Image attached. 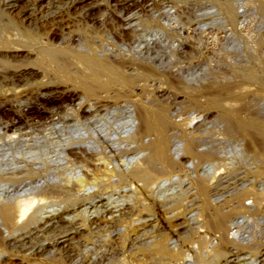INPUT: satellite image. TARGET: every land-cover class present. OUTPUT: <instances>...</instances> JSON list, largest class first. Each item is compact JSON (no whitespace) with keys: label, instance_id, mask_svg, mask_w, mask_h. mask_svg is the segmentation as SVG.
I'll return each instance as SVG.
<instances>
[{"label":"bare ground","instance_id":"obj_1","mask_svg":"<svg viewBox=\"0 0 264 264\" xmlns=\"http://www.w3.org/2000/svg\"><path fill=\"white\" fill-rule=\"evenodd\" d=\"M1 1L8 15L21 2ZM62 2L75 9L85 0ZM232 2L217 5L235 28ZM122 33L138 44L132 20ZM263 40L247 43L252 67L240 75L236 92L225 84L186 86L184 75L161 70L152 59L111 62L94 46L85 52L35 48L36 63L82 94H43L38 106L28 107L30 115L68 101L87 121L106 122L118 113L126 121L123 136L104 134L102 141H83L65 152L80 166L72 177L35 172L28 159L22 167L0 163V264L7 254H14L10 264H245L243 251L258 255L251 264H264L258 243L264 233L253 231L264 222V118L250 100L264 93ZM7 71L17 79L27 70ZM162 79L167 90L160 87ZM170 91L173 108L152 105ZM218 137L234 143L236 157H225ZM244 159V166L236 162ZM53 205L60 210L42 217ZM248 220L255 225L249 227Z\"/></svg>","mask_w":264,"mask_h":264},{"label":"rangeland","instance_id":"obj_2","mask_svg":"<svg viewBox=\"0 0 264 264\" xmlns=\"http://www.w3.org/2000/svg\"><path fill=\"white\" fill-rule=\"evenodd\" d=\"M120 1H123L124 5H120ZM232 1L238 18L235 28L225 22L217 0H85L75 9L70 8L71 10L64 6L62 0H31L30 3L21 0L17 10L10 15L3 11L0 4V41L9 43V46L0 47V163L7 164V168L12 164L22 167L28 159V164L31 163L30 167H33L35 172L52 175L62 173L66 177L68 174L72 177L75 171H79L80 166L77 160L65 156L67 150L77 146L79 148L85 141L87 145L91 139L102 141L106 137L104 134L109 133L114 137L115 132L120 134L124 131L122 123L126 120L120 113L106 122L98 118H90L87 121L82 118L80 108L73 107L68 101L59 103L57 107L61 105V108H38L47 112L41 116L28 113L29 109H32L28 107L40 104L38 99L43 94L44 97L54 96L56 91L62 90L82 94L80 89L56 77L49 68L36 63L40 57L35 48L40 45L84 52L89 46H94L99 54L111 62L152 59L161 70L175 72L182 77L184 75V80L181 81H185L188 84L186 86L201 90L206 84H225L230 87V91L236 92L240 75L252 67L245 58L247 43L255 38L264 39V0ZM22 14L26 16L21 17ZM129 19L132 20L136 35L139 36H136L139 38L138 44L122 33ZM2 62L8 63L9 67H5ZM13 67L27 70L26 74L17 79L10 77L7 70H12ZM31 71L34 72L33 76H28ZM160 87L167 90L163 79ZM149 94L155 95L154 92ZM254 96L250 98L253 104H257L253 107L257 108L259 115L264 118V93ZM173 99L174 93L170 91L162 99H153L152 105L173 108ZM151 101L148 102L150 105ZM14 123H17L16 127L5 131V127ZM107 124L112 127L109 129ZM101 126L108 129L104 130ZM8 135H12L14 139H6ZM80 139L81 141H77ZM218 139H221L219 150L225 157H236L233 153L234 143L221 137ZM15 140L18 143L14 146L12 143H15ZM73 141L76 144L71 147ZM122 146L134 147L126 144ZM11 151L14 154L10 153ZM240 161H243L244 166L246 159L236 162ZM113 195L116 200L117 195ZM50 207L43 212L42 217H46L51 210H60L58 206ZM70 212L71 215L72 211ZM248 225L253 227L255 222L248 220ZM263 227L264 222L253 231L264 233ZM260 238L258 243L262 245V251L264 239ZM243 254L247 256L245 264H251V260L258 257L248 251H243ZM7 255L2 259L3 264L6 260V263L10 264L8 259L14 254Z\"/></svg>","mask_w":264,"mask_h":264}]
</instances>
